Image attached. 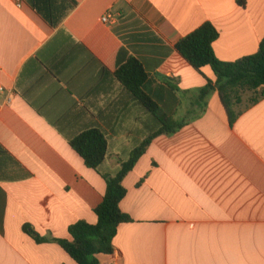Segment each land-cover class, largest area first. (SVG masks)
I'll list each match as a JSON object with an SVG mask.
<instances>
[{
    "label": "crops",
    "instance_id": "crops-1",
    "mask_svg": "<svg viewBox=\"0 0 264 264\" xmlns=\"http://www.w3.org/2000/svg\"><path fill=\"white\" fill-rule=\"evenodd\" d=\"M76 1L54 28L27 0H0V264H78L53 239L72 240L80 220L97 223L104 174L158 127L116 76L130 57L160 106L190 121L155 137L126 176L120 207L133 221L101 264H264V97L233 124L218 90L202 112L197 91L216 74L176 49L210 21L220 60L256 53L264 0ZM90 128L109 141L98 170L70 145Z\"/></svg>",
    "mask_w": 264,
    "mask_h": 264
},
{
    "label": "trees",
    "instance_id": "trees-1",
    "mask_svg": "<svg viewBox=\"0 0 264 264\" xmlns=\"http://www.w3.org/2000/svg\"><path fill=\"white\" fill-rule=\"evenodd\" d=\"M32 8L51 26L58 27L72 9L76 0H27ZM220 32L210 21L205 22L192 33L181 38L176 49L196 69L210 66L216 74V80L197 91L194 103L205 112L208 98L218 90L225 106L230 123L233 124L248 108L264 97V38L259 50L235 61L220 60L214 50V43ZM117 78L126 86L138 101L151 111L158 122L148 136L132 151L130 158L123 161L115 174H104L107 190L103 201L95 208L97 223L80 220L69 227L72 240L57 241L78 264H101L100 254L114 252V238L123 223L132 222V217L124 212L120 204L128 190L124 186L126 176L134 170L146 153L152 140L158 135L173 134L190 120L179 119L166 112L148 91L149 73L136 57L126 61L120 59L116 71ZM72 148L84 159L86 165L98 170L109 153V141L99 128H90L70 141ZM38 243L48 242L30 226H25Z\"/></svg>",
    "mask_w": 264,
    "mask_h": 264
},
{
    "label": "built area",
    "instance_id": "built-area-1",
    "mask_svg": "<svg viewBox=\"0 0 264 264\" xmlns=\"http://www.w3.org/2000/svg\"><path fill=\"white\" fill-rule=\"evenodd\" d=\"M112 19H113V17L110 16V15H105V16L102 17V20H103L104 22H111ZM1 90H2V84L0 83V91H1Z\"/></svg>",
    "mask_w": 264,
    "mask_h": 264
},
{
    "label": "rangeland",
    "instance_id": "rangeland-1",
    "mask_svg": "<svg viewBox=\"0 0 264 264\" xmlns=\"http://www.w3.org/2000/svg\"><path fill=\"white\" fill-rule=\"evenodd\" d=\"M183 118H184V117H182V116L179 117L180 120L183 119Z\"/></svg>",
    "mask_w": 264,
    "mask_h": 264
}]
</instances>
